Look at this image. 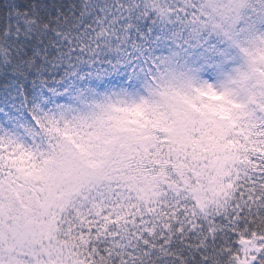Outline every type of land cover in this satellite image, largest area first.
I'll use <instances>...</instances> for the list:
<instances>
[{"label":"snow or ice","instance_id":"snow-or-ice-1","mask_svg":"<svg viewBox=\"0 0 264 264\" xmlns=\"http://www.w3.org/2000/svg\"><path fill=\"white\" fill-rule=\"evenodd\" d=\"M72 8L2 33L45 99L0 131V264H264V0ZM160 22L180 50L133 55Z\"/></svg>","mask_w":264,"mask_h":264},{"label":"trees","instance_id":"trees-1","mask_svg":"<svg viewBox=\"0 0 264 264\" xmlns=\"http://www.w3.org/2000/svg\"><path fill=\"white\" fill-rule=\"evenodd\" d=\"M29 2L34 12H43L48 15L60 14L71 20L72 5L78 0H25V3ZM25 3H20V0H0V96H7L14 100V104L8 105V108H12V112L8 114L11 119L6 118V121L18 125L22 130L29 133L31 124L30 117L26 115V109L23 106L24 96L28 97L29 104H36L38 103L37 97L42 91L33 84L35 77L28 76L25 78L22 73L19 67L22 61L21 46L15 43V37L12 40L2 37V33L7 31L10 24L8 14L17 7H24ZM255 3L258 5L260 0H255ZM175 28L170 30L173 31ZM164 31L166 29L158 25L155 28L150 27L148 33L151 39H145L141 48H133L132 54L136 55L140 50L150 46L151 42ZM141 36L143 37V33ZM25 85L28 86L27 91H25ZM6 112L7 108L0 104V115H4Z\"/></svg>","mask_w":264,"mask_h":264},{"label":"rangeland","instance_id":"rangeland-1","mask_svg":"<svg viewBox=\"0 0 264 264\" xmlns=\"http://www.w3.org/2000/svg\"><path fill=\"white\" fill-rule=\"evenodd\" d=\"M239 2V0H237ZM230 15V12L228 10L225 11V16L227 17ZM227 22V21H225ZM159 27H162L166 29L161 35L157 36L150 44V46L145 47L144 50H140L138 53L141 56H147L149 54L151 55H168L171 52L179 51L180 48L183 46L185 40H187V33L185 29L180 27L178 23L168 24L166 22H160L158 24ZM175 28V30H170L171 28ZM256 43L255 41L253 42ZM241 55L245 57L246 60H248L247 54L244 52L243 49L240 50ZM137 55V54H136ZM258 59L262 62H264V56H259ZM170 75H176L178 78H185V79H195L194 76H191L188 73H170ZM260 75L264 77V72H261ZM91 86V85H90ZM43 99H45V94L42 92L38 95L37 100L38 103H42ZM214 99L219 100L220 97H214ZM64 102V101H61ZM235 107V105H233ZM222 118H227L228 112L227 110L221 109ZM1 122V121H0ZM3 123H0V131L8 132L9 129L4 127L5 123H10L5 121H2ZM13 126V129H15V132L12 134H19V137L21 139L28 136V132H25L22 130L18 125L11 123Z\"/></svg>","mask_w":264,"mask_h":264}]
</instances>
